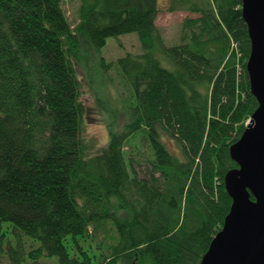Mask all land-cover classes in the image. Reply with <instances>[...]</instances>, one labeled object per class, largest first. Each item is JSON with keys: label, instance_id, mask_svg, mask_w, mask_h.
<instances>
[{"label": "trees", "instance_id": "trees-1", "mask_svg": "<svg viewBox=\"0 0 264 264\" xmlns=\"http://www.w3.org/2000/svg\"><path fill=\"white\" fill-rule=\"evenodd\" d=\"M71 1L75 26L65 0H0V248L7 223L11 264H200L230 211L229 148L258 107L241 0H171L197 17L170 46L157 0ZM131 33L142 52L113 62L128 122L89 156L79 36L101 51Z\"/></svg>", "mask_w": 264, "mask_h": 264}, {"label": "water", "instance_id": "water-1", "mask_svg": "<svg viewBox=\"0 0 264 264\" xmlns=\"http://www.w3.org/2000/svg\"><path fill=\"white\" fill-rule=\"evenodd\" d=\"M241 3L250 40L246 71L258 107L229 148L238 166L223 181L232 203L200 264H264V0Z\"/></svg>", "mask_w": 264, "mask_h": 264}, {"label": "rangeland", "instance_id": "rangeland-1", "mask_svg": "<svg viewBox=\"0 0 264 264\" xmlns=\"http://www.w3.org/2000/svg\"><path fill=\"white\" fill-rule=\"evenodd\" d=\"M170 1L157 0L159 12L155 18L156 26L168 46L178 43L183 20L197 17L187 11H169ZM65 2L64 8L69 23L75 26L77 24L75 18L77 3L71 0H65ZM79 39V57L75 68L81 83L82 102L86 108L82 135L89 147L87 154L91 156L98 153L107 144L110 131H122L129 119L128 108L132 101L131 90L125 80L116 73L113 62L127 53H141L142 49L135 33L108 39L101 51L93 50L82 36H79ZM102 60L104 63H112V67L107 70L102 69ZM161 61L164 62L165 67H168L163 59ZM136 134L137 138L133 145L137 144L145 152L148 140H146L143 131L139 130ZM166 144L169 149H175L174 143L166 141ZM3 228L6 232V239L0 248L2 249L0 250V264H11L7 244L15 245V233L12 226L7 223ZM80 245L83 247V242H80ZM54 260L56 261V259ZM45 264H53V262L50 260Z\"/></svg>", "mask_w": 264, "mask_h": 264}]
</instances>
